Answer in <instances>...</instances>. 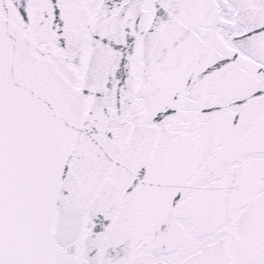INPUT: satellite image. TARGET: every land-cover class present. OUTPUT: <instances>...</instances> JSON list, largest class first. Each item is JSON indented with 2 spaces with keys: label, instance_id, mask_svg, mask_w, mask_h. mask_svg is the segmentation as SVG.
<instances>
[{
  "label": "snow or ice",
  "instance_id": "obj_1",
  "mask_svg": "<svg viewBox=\"0 0 264 264\" xmlns=\"http://www.w3.org/2000/svg\"><path fill=\"white\" fill-rule=\"evenodd\" d=\"M0 264H264V0H0Z\"/></svg>",
  "mask_w": 264,
  "mask_h": 264
}]
</instances>
